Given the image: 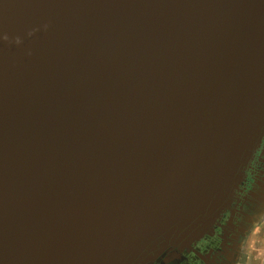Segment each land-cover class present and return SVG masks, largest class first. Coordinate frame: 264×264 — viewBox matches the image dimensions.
I'll use <instances>...</instances> for the list:
<instances>
[{
	"label": "water",
	"instance_id": "water-1",
	"mask_svg": "<svg viewBox=\"0 0 264 264\" xmlns=\"http://www.w3.org/2000/svg\"><path fill=\"white\" fill-rule=\"evenodd\" d=\"M263 138L264 0H0V264H152Z\"/></svg>",
	"mask_w": 264,
	"mask_h": 264
},
{
	"label": "flooded vegetation",
	"instance_id": "flooded-vegetation-1",
	"mask_svg": "<svg viewBox=\"0 0 264 264\" xmlns=\"http://www.w3.org/2000/svg\"><path fill=\"white\" fill-rule=\"evenodd\" d=\"M244 178L212 231L189 246L170 247L152 264H236L239 248L264 215V138L243 170ZM245 237L244 241L241 239Z\"/></svg>",
	"mask_w": 264,
	"mask_h": 264
},
{
	"label": "clouds",
	"instance_id": "clouds-1",
	"mask_svg": "<svg viewBox=\"0 0 264 264\" xmlns=\"http://www.w3.org/2000/svg\"><path fill=\"white\" fill-rule=\"evenodd\" d=\"M31 35V33H29ZM7 39V37H4ZM19 38H17V43H19ZM257 215H264V212H261ZM261 233L264 234V220H261L259 224ZM245 237L241 239L244 241ZM248 242L244 243L243 248L238 249L236 264H264V240L260 241V247L254 248L251 238V234L247 237Z\"/></svg>",
	"mask_w": 264,
	"mask_h": 264
},
{
	"label": "rangeland",
	"instance_id": "rangeland-1",
	"mask_svg": "<svg viewBox=\"0 0 264 264\" xmlns=\"http://www.w3.org/2000/svg\"><path fill=\"white\" fill-rule=\"evenodd\" d=\"M253 239L254 240H252V241H254V242L258 241L259 243L261 240H264V234L261 233L260 228H258L257 231L253 234Z\"/></svg>",
	"mask_w": 264,
	"mask_h": 264
},
{
	"label": "crops",
	"instance_id": "crops-1",
	"mask_svg": "<svg viewBox=\"0 0 264 264\" xmlns=\"http://www.w3.org/2000/svg\"><path fill=\"white\" fill-rule=\"evenodd\" d=\"M252 242H254V241H252ZM253 247L258 249L260 247V243L258 241L254 242Z\"/></svg>",
	"mask_w": 264,
	"mask_h": 264
}]
</instances>
